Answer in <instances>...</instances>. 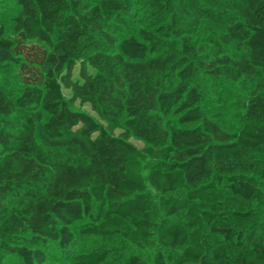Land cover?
Returning a JSON list of instances; mask_svg holds the SVG:
<instances>
[{
  "label": "trees",
  "instance_id": "obj_1",
  "mask_svg": "<svg viewBox=\"0 0 264 264\" xmlns=\"http://www.w3.org/2000/svg\"><path fill=\"white\" fill-rule=\"evenodd\" d=\"M15 1V37L0 26L6 254L70 253L89 217L80 232L99 244L71 264H264V0H147L150 19L120 41L128 0ZM200 75L257 81L239 131L204 113Z\"/></svg>",
  "mask_w": 264,
  "mask_h": 264
},
{
  "label": "rangeland",
  "instance_id": "obj_2",
  "mask_svg": "<svg viewBox=\"0 0 264 264\" xmlns=\"http://www.w3.org/2000/svg\"><path fill=\"white\" fill-rule=\"evenodd\" d=\"M95 4L101 0H89ZM132 3V11L134 14V29L131 32H116V37L120 41L123 38L131 35V33L139 34V28L146 25L150 19L151 13L148 8L147 0H128ZM20 11V6L15 0H0V26H3L6 30L8 37H15L14 30L15 17ZM79 65L75 71V75L78 74ZM1 70V66H0ZM14 85L11 88V95L17 97L23 90V85L14 80ZM256 82L251 80L232 81L227 78L215 81L208 78L206 75H200L195 80V85L199 86V89L203 93V101L201 103L204 113L211 118L217 120L225 129L229 131H239L242 127V116L244 111V104L250 97L251 92L255 89ZM67 99H71L72 93L70 90H65ZM77 109L86 110L95 115L91 105L88 103H82L77 101L74 105ZM48 115L45 116V119ZM174 124L178 127L192 128L197 124H189L182 126L177 122V117L174 119ZM42 126L40 125L37 130V138L42 140L44 138L42 132ZM132 142L138 147H144L146 143L138 138H133ZM261 181V187L264 192V179L259 178ZM220 189L228 196H231L229 189L222 185ZM11 208L18 206L19 203L15 199L9 201ZM258 214L260 215L261 222L264 224V195L262 200L256 205ZM90 222V218L86 217L83 220H79L71 225L73 232L75 233V242L70 253L64 252L60 246V243L53 242L51 245L45 248L48 254V260L45 264H71V255L74 253L88 252L96 248L99 244V240L96 236L85 235L80 232V228ZM264 231V229H263ZM3 243L8 245H15L12 240H2L0 238V264H22L17 257H11L6 254ZM133 252L144 253L139 251L135 247H131ZM152 251H148L145 255H150Z\"/></svg>",
  "mask_w": 264,
  "mask_h": 264
}]
</instances>
